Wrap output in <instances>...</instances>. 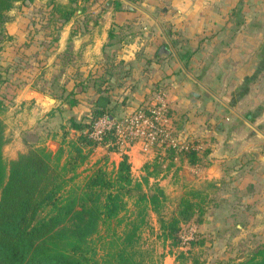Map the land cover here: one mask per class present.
<instances>
[{"label":"crops","instance_id":"1","mask_svg":"<svg viewBox=\"0 0 264 264\" xmlns=\"http://www.w3.org/2000/svg\"><path fill=\"white\" fill-rule=\"evenodd\" d=\"M70 2L48 1L50 7ZM106 2L72 3L75 12L62 23L46 64L52 60L65 73L62 83L56 76L49 86L28 79L6 108L5 146L17 142L11 159L32 145L56 150L63 134L51 121L60 109V121L64 111H77L78 100L86 119L102 96L109 100L107 112L120 115L164 92L179 146L124 151L109 149L110 141L95 147L92 154L104 153V161H96L111 167L126 153L135 177L158 182L166 194L174 187L183 194L198 190L209 200H225L216 204L228 214L264 215V0ZM59 86L75 88V94ZM41 94L55 101L49 104ZM72 130L75 139L79 131ZM188 147L195 150L194 163L180 151Z\"/></svg>","mask_w":264,"mask_h":264},{"label":"trees","instance_id":"2","mask_svg":"<svg viewBox=\"0 0 264 264\" xmlns=\"http://www.w3.org/2000/svg\"><path fill=\"white\" fill-rule=\"evenodd\" d=\"M26 1L33 0H0V30L8 21L7 12ZM70 1L53 6L61 25L75 12L76 0ZM5 79L0 70V83ZM9 95L16 93L0 95V111L8 107L4 101ZM106 112L97 105L84 121L72 118L71 128L78 135L66 139L64 134L56 150L32 145L9 161L4 156L6 123L0 116V264H159L164 252H156L144 232L168 243L170 253L182 242V224L202 220L205 209L200 199L194 200L197 190L180 196L175 207L164 212V188L135 177L126 153L111 167L97 162L81 168L98 144L112 141L111 135L94 141L86 132ZM180 151L190 163L196 162L193 148ZM212 264H264V243L244 256H224Z\"/></svg>","mask_w":264,"mask_h":264},{"label":"rangeland","instance_id":"3","mask_svg":"<svg viewBox=\"0 0 264 264\" xmlns=\"http://www.w3.org/2000/svg\"><path fill=\"white\" fill-rule=\"evenodd\" d=\"M39 1V3L34 2V0L24 3L17 2L7 12L8 21L0 30V70L2 77L7 80L5 79L0 83V95L17 93L24 82L35 77L38 78L42 86H49L48 84L54 76L61 83L60 80L65 77V73L61 72L52 60L46 66L48 53L52 51V47L56 43L55 38L60 33L62 25L56 19L57 13H54L52 6L50 7L49 0ZM139 33L141 31L135 30L133 34L139 35ZM56 89H62L63 93L69 91L72 96L75 94V88L70 90L67 87L60 88L59 86ZM4 102L11 105L13 97L7 96ZM77 103L79 104L72 110L74 111L77 108L78 110L71 112L74 114L73 118L81 121L87 116L88 111L81 110V106L85 103L79 100ZM59 108H63V105L59 104ZM63 110H58V114H56L58 117L56 120L51 121L52 129L58 130V135L61 133L60 138L62 134H66V139H73L74 131L73 128L69 127V125L71 126V122H69L71 112L64 111V119L59 120V114ZM0 116L6 119L9 114L5 109L0 111ZM30 138L34 140L36 137L32 135ZM65 145L69 148V145ZM16 149L17 142L15 141L10 142L9 148L4 146L6 161H9L16 154ZM102 154H104L102 150L96 149L95 153L90 155L89 162L83 167H88L91 163L97 162L96 160L99 157L101 159L98 161L103 162ZM84 173L83 171L82 174ZM203 188L207 189L206 186L200 189ZM190 190L192 189L187 188L184 194L182 188L174 187L170 190L167 194L164 212L169 213L175 207L179 195H186ZM198 193L199 197H195L194 200L200 199L204 206L205 212L202 220L198 222L193 219L182 224L180 231L182 242L179 246L173 247L170 253L168 243L164 244L161 239L156 238L155 233L151 235L148 231L144 232L143 236L146 242L152 245L156 252H164L159 264H212L215 260L224 256H244L257 245L264 243V215L256 213L242 214L237 209H234V213L228 214L226 207H219L216 204L219 201L222 202L217 196L213 195V198L209 200L204 198L200 191ZM233 201L239 204V200ZM224 202L225 200L222 203ZM226 203L231 202L227 200ZM156 217V214L152 212L151 222L155 230L158 229ZM190 241H196L197 243L192 246ZM201 241L202 243H200ZM181 251L183 255L180 253Z\"/></svg>","mask_w":264,"mask_h":264},{"label":"built area","instance_id":"4","mask_svg":"<svg viewBox=\"0 0 264 264\" xmlns=\"http://www.w3.org/2000/svg\"><path fill=\"white\" fill-rule=\"evenodd\" d=\"M169 110L166 94L158 92L131 111L99 115L86 132L97 142L111 135L112 144L124 151L133 145H139L145 151L157 147L177 148L180 142L171 126Z\"/></svg>","mask_w":264,"mask_h":264},{"label":"water","instance_id":"5","mask_svg":"<svg viewBox=\"0 0 264 264\" xmlns=\"http://www.w3.org/2000/svg\"><path fill=\"white\" fill-rule=\"evenodd\" d=\"M112 1H113V0H107L105 6H106V7H110ZM41 96H43L44 99H45L49 104H51V103H53V102L55 101V99H54L53 97H51V96H49V95H47V94H41ZM108 101H109L108 98L102 96V97H100V98L98 99L97 104L100 105V106H106L107 103H108Z\"/></svg>","mask_w":264,"mask_h":264},{"label":"flooded vegetation","instance_id":"6","mask_svg":"<svg viewBox=\"0 0 264 264\" xmlns=\"http://www.w3.org/2000/svg\"><path fill=\"white\" fill-rule=\"evenodd\" d=\"M102 107H106V106H102ZM95 108H96V106L93 107V111L95 110ZM90 116H92V112H91V115H90ZM90 116H89V117H90ZM88 121H91V120L88 119Z\"/></svg>","mask_w":264,"mask_h":264}]
</instances>
